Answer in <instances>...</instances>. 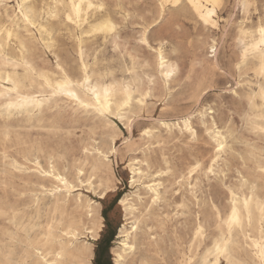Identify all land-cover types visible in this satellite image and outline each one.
<instances>
[{"label": "rangeland", "instance_id": "1", "mask_svg": "<svg viewBox=\"0 0 264 264\" xmlns=\"http://www.w3.org/2000/svg\"><path fill=\"white\" fill-rule=\"evenodd\" d=\"M17 2L0 0L1 20L17 13ZM46 2L50 0H34L37 8ZM101 2L103 8L92 9L88 21L105 14L115 27L110 34L81 35L84 60L97 79L134 86L129 112L121 118L102 116L64 96L28 112L6 113L0 102V264H46L42 255L49 258L60 242L65 245L70 236L63 231L69 225L79 232V249L75 258L61 264H114L113 250L125 222L118 200L125 194L136 198L143 224L136 249L123 264H184L188 256L196 261L225 231L231 193H246L253 186L264 200V133L246 119L247 95L257 89L259 78L251 63L241 62L238 39L241 27L254 35L256 25L264 23V0H219L214 24L204 23L184 1L167 8L162 20L160 0ZM48 22L49 47L41 40L45 33L19 22L26 56L37 70L56 73L58 63L78 78L79 29L62 16ZM9 46L17 55L15 44ZM158 48L177 66L167 80L158 71ZM18 71L24 72L21 67ZM217 132L225 141L220 153ZM132 159L140 161L143 175L131 185ZM34 161L62 170L75 186L72 194L63 198L46 191L54 182L36 174ZM89 174H94L91 186ZM152 179L160 183L155 203L144 185ZM77 193L81 203L76 202ZM86 200L93 205V221ZM12 207L19 217L28 216L26 240L11 222ZM198 224L201 235L196 234ZM254 227L247 229L254 233ZM9 232L19 233L21 240L11 239ZM234 234L240 244L237 256L253 264L249 245L239 231Z\"/></svg>", "mask_w": 264, "mask_h": 264}, {"label": "bare ground", "instance_id": "2", "mask_svg": "<svg viewBox=\"0 0 264 264\" xmlns=\"http://www.w3.org/2000/svg\"><path fill=\"white\" fill-rule=\"evenodd\" d=\"M183 1L189 5L192 11L204 23H215L214 16L216 15V8L219 4V0H179V3ZM161 2L162 0H160V4ZM165 2L175 3V0H165ZM102 5L103 3L101 0H50L49 3L46 2L40 8H37L34 4V0H18L17 13L14 12L11 15L6 14V20L0 19V30H2L0 31V46H2V55H0V102L3 105V111L6 113L12 111L28 112L39 109L44 104H47L50 99L54 98L48 87L49 84L55 85L70 80L74 85H80L87 80L89 83L84 87L71 89L76 93L75 99L67 95L57 96H64L76 105L82 106L84 109L91 107L98 113L104 111L105 114L103 116L115 114L120 118L125 117L134 99V93L136 92L134 86L129 82L118 83L114 80L105 81L97 79L93 70L89 68L88 63L84 60L86 54L81 35L83 33L86 34V32H90V34L91 32L110 34L113 31L108 29L112 28L114 23L105 14L88 21L89 12L94 8H101ZM243 5L246 6V2H243ZM61 16L65 22L71 24L75 29L78 28L80 32V36L76 35L75 37L78 47L77 53L80 60V73L78 78L71 76L58 63L56 66L57 76H54L56 73L48 71L47 69L37 70L31 60L26 56L27 45L18 32L19 22H22L26 27L34 26L36 27V31L39 30V32L45 33L46 37H42L41 40L46 47H49L47 42L50 40L49 35L51 30L47 27V22L49 20L59 19ZM69 17H71V19H69ZM83 24H86V29L82 27ZM261 29H264V23L262 22L256 25L254 35L249 31V28L241 27L239 29L238 39L242 50L241 62L243 64L251 63L253 70L259 78L258 82L256 81L257 89L252 90L247 95L248 113L246 114V119L253 128L264 133V44H262L264 36L261 34ZM9 32H11V38H9ZM10 42L15 44L17 55H12L9 52ZM210 48H213V45H211ZM157 64L159 67L158 71L165 80L171 78L177 70V66L167 58L161 48L157 50ZM20 67L24 71L22 74L18 71ZM170 72L172 73L171 75H166ZM35 84L38 88L37 90L32 91V89H26L27 85L32 87ZM93 89H95V91H93ZM105 89L110 90V95L107 99L104 94ZM9 105H12V107H9ZM84 105L88 107H84ZM183 125L185 128L190 127L187 120H183ZM217 135L216 153H220L223 150L225 141L222 134L217 132ZM4 137L6 140L9 139L7 135ZM99 152L103 154L104 159H108V155L102 151ZM129 167L132 173V185L136 181H139L143 172L140 161L136 159H132L131 163H129ZM33 169L36 170V174H41L44 178L54 182L48 189L43 187L46 191L50 192L52 196L68 198L72 194L75 186L67 175L62 170L56 168L53 163H50L46 168H42L38 161H34ZM81 171L82 169H78V174H80ZM135 175H137V178H134ZM92 176H94V174H89L87 178V184L89 186L93 184L90 180ZM58 177L60 179H57ZM63 181H67V183L65 184ZM98 185L99 183L97 187ZM144 185L148 188L147 193H149L150 200L152 202L154 199L155 201L158 200L160 197L158 188L160 183L152 179L147 181ZM104 195L105 192L101 191L100 197ZM129 195L130 194H125L118 200V204L122 206L124 211L125 222L121 226L117 236V239H119L116 242L117 249L113 250L114 264H123L126 257L134 252L138 244L137 235L141 230V224H143L140 217L141 212H139L134 202L136 198L129 197ZM74 197L77 203L83 201L80 193H77ZM137 199L140 200V197ZM85 205L89 208V220H92L93 205L89 203V200L85 201ZM10 210L11 222L15 230H20L22 237L26 240L31 229L27 214L23 213L19 217L17 211L13 207ZM223 223L225 225V231L221 233L218 238L213 240L212 245L205 250L196 261H191V257L188 256L184 264H219L221 259L224 260L225 264H246L242 262L236 254L240 244L235 238L234 231H239L243 237V241L249 245L253 264H264V257L261 256V251L264 250V200L255 193L253 186L248 187L246 193H231L230 204ZM252 225H255L254 233L247 229V227L250 228ZM102 226V216H98L97 229L101 230ZM87 231L91 233V238L94 239L95 233L93 228L88 227ZM63 233L65 236H70V238L66 240L65 245H62L60 242L59 246L51 252L49 258H46L47 254L42 255V258L47 264H61L66 258H75L77 256V249L79 248L76 242H78L77 237L79 232L76 226L69 225L67 229L65 228ZM201 233L202 226L198 224L196 227V234L201 235ZM20 236L21 235L17 232H9V237L11 239L16 237L21 240ZM24 240H22V242H24ZM70 240L71 242H69ZM217 246L226 250L227 255H224L223 252L217 253ZM35 249L41 254L40 248L35 247ZM8 260H10L9 257Z\"/></svg>", "mask_w": 264, "mask_h": 264}, {"label": "snow or ice", "instance_id": "3", "mask_svg": "<svg viewBox=\"0 0 264 264\" xmlns=\"http://www.w3.org/2000/svg\"><path fill=\"white\" fill-rule=\"evenodd\" d=\"M179 3V0H175V3H169V2H165V0H162L161 4L159 5L160 9H161V20L163 19L164 16V12L167 8L169 7H175L177 6ZM69 19H71V17H69ZM160 21H157V23H159ZM115 26H112V28L108 29V30H114ZM2 31V30H0ZM261 34L262 36H264V29H261ZM9 38H11V32L8 33ZM144 43H147V41H143ZM262 44H264V41H262ZM213 53L215 52V49H212ZM0 55H2V46H0ZM172 73H167L166 75H171ZM89 82L87 80H85L83 82V84L80 85H74L70 80H66L63 83H57L55 85L49 84L48 87L51 90V94L53 97L57 96V95H67L73 99L76 98V93L74 91H72L71 89L76 88V87H84L86 84H88ZM93 91H95V89H93ZM105 97L106 99L109 97L110 95V90L109 89H105ZM9 107H12V105H9ZM84 107H88L87 105H84ZM100 114L103 116L105 114L104 111H101ZM209 171H211V169H209ZM57 179H60L59 177ZM63 183H67V181H63ZM155 199L153 201V203H155ZM223 252L224 255H227L226 250L221 249L219 246H217V253H221ZM261 256L264 257V250L261 251ZM47 264V262H46Z\"/></svg>", "mask_w": 264, "mask_h": 264}]
</instances>
